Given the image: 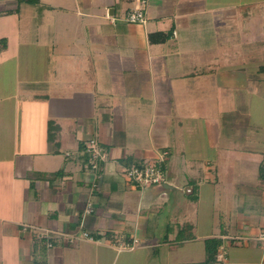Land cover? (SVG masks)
Returning a JSON list of instances; mask_svg holds the SVG:
<instances>
[{
    "label": "crops",
    "instance_id": "obj_1",
    "mask_svg": "<svg viewBox=\"0 0 264 264\" xmlns=\"http://www.w3.org/2000/svg\"><path fill=\"white\" fill-rule=\"evenodd\" d=\"M246 1L253 4L252 0ZM232 3H235L234 0L226 3L216 0H94L93 6L86 7L90 8L91 14L90 18H86L88 26H91L89 39L93 47L98 46L87 53L78 50L76 55H81L83 60H77L79 65L74 64L69 70L73 73V76L71 72L69 74L72 79H66L67 83L61 81L64 89L68 87L73 91L75 88L73 94L54 95L60 91L56 80H53L54 91L46 90L43 81L23 83L24 88L29 87L27 85L35 88V93L31 94L43 98L40 100L42 107L36 110L34 117L28 114L30 122L23 134L19 128L14 131L7 126L10 119L5 113L9 112V106L0 111V264H199L206 260V240L216 238L220 233L213 235L217 230L216 204L220 193L217 191V175H214L217 167L213 164L216 155L215 117L207 114L201 118L205 123L202 130L204 136L201 135L198 142L201 146L203 142L211 143L213 147L211 154L203 157L198 147L195 148L199 153L192 157L193 162L189 166L195 167V162H199L203 176L192 180L194 187L186 191L190 196L194 195V199L190 197L188 201L184 189L192 183L179 180L183 163L177 155V141L181 138H172L171 142L166 138V125L161 123L162 118L172 119L167 114L170 108L164 106L163 110L157 104H165L169 99L160 97L159 90L154 93L155 100H150L149 94L139 92L135 84L143 75L145 81H164L165 91L171 97H177L176 103H185L183 98L189 94L197 106L218 99L221 108L226 105L232 93L228 88L237 85L233 80L239 79L233 74L228 78L231 61L215 85L212 84L215 82L214 73L210 74L214 69L201 66L200 56L198 65L190 73L183 70L181 62L184 63L183 57L188 56L195 43L197 49L194 50L198 54L201 50H210L211 36L205 39L202 46L197 44L205 35L198 33L199 28L193 25H201L203 21L208 27L215 26V37L218 32L226 34L224 39L228 42H225V47L229 49L232 46L230 36H237L233 33L228 35V28L250 19L240 13L237 16H234L236 13L228 15V5ZM134 4L136 8L142 6L146 16L141 33L138 31L142 28L137 23L123 17L133 9ZM106 15L111 18L105 23ZM96 18L98 20L94 22ZM105 28L109 30L105 31ZM100 42L111 46L110 51L100 49ZM50 51L48 66L54 79H57L55 57L61 55L62 50ZM93 51L100 55L97 61L90 59ZM105 53L109 59L107 70L115 73L122 71L121 76L118 79L113 75L112 80H103L100 84V77L95 79L94 75L90 82L92 78L88 80L87 73L96 74L105 70L101 62ZM228 55L233 54L229 52ZM9 61L12 59L6 60V65ZM13 61V72H16V59ZM192 62L196 60L193 58L190 64ZM80 64L83 65L82 74L75 72ZM252 68L244 67L242 70L241 89L249 90L251 77L247 75L248 70L256 71ZM203 77L207 78L204 80ZM258 79L264 83V73ZM258 79L253 80L257 82ZM3 83L9 82L0 81V94L8 92ZM123 93L131 98L121 104L119 95ZM52 95L55 97L51 98ZM25 96L30 97L29 93ZM138 96L141 102L152 105V111L156 108V113H159V118L155 116L160 120L157 129L155 126L154 130L153 124L148 129L145 127L148 121L144 114L135 119L139 106L131 103ZM254 98L256 101L259 94ZM63 99L66 102L71 100L74 112L59 106ZM237 99L239 103L241 100ZM230 106L231 113H234L237 105ZM25 113L16 114L14 120L18 115L21 119ZM199 113L190 112L187 118L182 119L197 120ZM134 120L140 121L137 123ZM132 121L139 128L128 126ZM178 125L173 122L171 129ZM252 125L258 127L262 124L253 121ZM191 126V129L200 132V128ZM174 131L175 128L170 133L174 135ZM146 136L149 142L144 145L138 138ZM152 136H155L153 141ZM91 138L98 139L99 147L106 155L104 160L99 161L97 169L92 168L94 158L87 150V140ZM198 142L195 141L196 144ZM163 152H168V156L160 162L159 156ZM254 152H262V148ZM253 158L260 164L264 163L258 155ZM154 160L170 177L163 186H138L121 173L134 162L146 164ZM205 177L214 182L208 189L205 186L209 184L204 185ZM262 182L261 188L256 191L257 202L250 197L246 208L240 211L243 214L241 221L230 225V229L233 228L230 238L229 231L221 230L222 246L227 253L222 264H264V240L259 238L260 233H264V179ZM191 201L196 204L193 207L197 210V220L193 219L195 214ZM206 203L207 207L204 206ZM89 205L93 211L87 214ZM217 209L221 211L218 206ZM221 212L228 216V211L226 214L223 210ZM84 231L96 240L83 238ZM39 232L48 233L50 237L39 240L36 237ZM237 232L245 238L237 241ZM230 239L232 243L236 240L234 247L228 242Z\"/></svg>",
    "mask_w": 264,
    "mask_h": 264
},
{
    "label": "rangeland",
    "instance_id": "obj_2",
    "mask_svg": "<svg viewBox=\"0 0 264 264\" xmlns=\"http://www.w3.org/2000/svg\"><path fill=\"white\" fill-rule=\"evenodd\" d=\"M216 1L221 3L228 2V0ZM234 2L235 3L228 5V15L236 13L234 16H237V13H240L242 16H249L250 19L246 23H238L236 26L228 28V35L233 33L237 36H230L229 42L232 46L229 49L228 46L225 47V42H228L224 39L226 34L218 32L215 37V26L211 25L208 27L203 21L201 25H193L194 27L199 28L198 33L203 36L205 35L202 39L198 38L199 40L197 41V44L199 43L198 46H202L205 39L208 36H211L210 44L208 45L210 50H201V53L198 54L195 52L197 49V45L195 43L188 56L185 55L183 57L184 63L181 62L183 70L186 73H190L194 71L195 66L198 65V56H200L201 66H204V68L207 69H214V71H210V74L214 73L213 77H215V82L213 81L212 84L215 85V83L218 82L219 77H223L225 69H227L226 67L231 61L230 66L232 67L228 68V78L229 75L233 74L234 76H238L239 79L233 80L234 83L236 81L237 85L228 88V91H231L232 93L231 98L228 99V103L226 105H222L221 108L220 100L218 99L215 102L208 100L203 105L197 106V104L190 99L192 97H190L189 94H186L183 98V102L185 103H176L177 97H171V95L165 91L167 87H165L164 81L158 79L156 81L152 80V82L145 81V77L143 75H140L135 84V88H138L139 92L146 91L147 94H149L150 100H155L154 93L157 94L159 90H161L160 97H168L169 99L165 102V104H157H159L160 107L162 106L163 110H165L164 106H168V108H170L167 109V114L168 118L172 119L164 120V118H162L163 123H161L166 125V138L169 142H171L170 139L172 138L176 139L178 136L181 138V140L178 139L179 142L177 141L179 146L177 148V155L183 163V167L179 170V180L192 183L184 189L185 191L188 188L194 187V179L198 180L199 177L203 176V169H201L199 162H195V167L189 166V164L193 162L192 157L197 155L199 152L202 157L204 155H210L213 147V145H210L211 143L203 142V145L201 146L198 142V140L202 137L201 135L204 136L202 130H204L203 127L205 126V123L201 118H204L207 114L213 118L215 117L213 124L215 135L214 140H216V151L214 152V155L215 153L216 155L213 164L217 167V170L216 168L214 169L217 174L214 172V175H217L216 181L217 184H219L217 185V191L220 193L218 194V201L216 204L215 220L217 222V230L213 233V235H216L220 231L218 237L216 236V238L220 239L222 243H224V239H222L223 230L224 232L225 230L229 231L228 237L230 238V235H232L230 230L233 229H230V225L234 226L236 223L241 221V216L243 214L240 211L246 208L248 199L253 197V199L255 198V202H257L256 197L258 192L256 191L261 188L263 183L262 180L264 179V176L260 177L261 169L259 167H261V162L258 163V161L253 158V156L258 155L259 158H262L261 161L264 159V88H262L264 83H261L258 79V77L264 73V54L260 55V53L264 52V0H252L253 4L247 3L246 0H242L241 2L240 0H234ZM93 3L94 0H40V3L36 5L26 3L18 5L17 2L14 1H0V61L2 67V69H0V81L9 82L8 84L3 83L4 89L5 87H8V92L5 91L0 94V111L2 108L9 106V112L7 111L5 113V115L8 116V119H10L8 121L9 124H7L9 129L15 131L19 128V131L23 134L25 128H28L27 125L30 122V120L27 119L28 114H30L31 117H34L36 110H39L42 107L40 100H43V98L38 97L35 94H31V92L35 90L33 86L30 87V85H27L29 87L24 88L23 83L26 81L30 83H34L36 81L40 83L39 81H43L46 90L49 89L54 91L55 87L53 86H55V84L53 80H56L58 82L57 87H59L58 89L60 91H57L56 94L52 92L54 95L70 96L73 94L75 88L73 91L72 88L68 87L64 89L65 87H62L63 82L61 83V81L65 80L64 83H67L66 79H72V77L69 78L70 72L72 73V71L69 70L72 69L74 64L79 65L77 60H83L81 55H76L78 50H84V52L87 53L98 46H92V40L89 39V36L91 35V26H88L89 23L86 20V18L91 17V14L89 13L90 8L86 7L93 6ZM133 8H136L135 4ZM96 10L98 9L96 8ZM87 15H89V17H87ZM123 17L126 19V14H123ZM106 18L107 19L104 20L105 23L109 22L108 19L111 17L106 15ZM93 20L95 22V20L97 21L98 19L96 18ZM258 22L259 24H257ZM137 25L140 28H144V24L142 23H137ZM143 28L141 30L139 29L138 32L141 33ZM105 29V31L109 30L108 28ZM247 44L249 47H246ZM99 48L103 50L106 48V50L110 51L109 48L112 47L108 46V44L100 42ZM50 49L51 51L52 49L56 51L62 50V54L55 57L56 67L58 69L57 79H54L50 72L52 69H49L48 66V51ZM63 50L65 51V54L63 53ZM51 51L50 53H52ZM229 52L233 55H228ZM88 57H90L89 54ZM85 58L86 57H84V59ZM98 58H100V55L97 53L94 54L93 51L90 59L97 61ZM193 58L196 62H192L190 64V61ZM11 59L12 61H9L8 65H6L5 61ZM13 59H16V72H13ZM108 60V56L105 53L101 61L102 65H105V70L103 71L102 69V71H99L96 74L93 72L87 73L88 80L92 78L90 82L93 81L94 75L95 79L100 77L98 80L100 84L103 83V80H112L113 75H116L119 79L122 71H118V73L108 71L106 67L109 65ZM50 61H52V59H50ZM3 66L6 68H3ZM88 66L90 67V65ZM252 66H255L254 68H256V71L248 70L247 75L251 77L249 90L241 89L239 87V83L243 80L242 70L244 67L248 69L249 67L252 68ZM81 67H83L81 64L80 67H76L75 72L82 74ZM260 71L261 73H259ZM71 75L73 76V73ZM48 76L52 77L48 78ZM206 78L207 77H203L204 80ZM254 78H257L258 81H254ZM45 88L43 86V89ZM171 91L173 92L174 89H171ZM25 93H27V95L29 93L30 97H26ZM94 93L96 95V92ZM257 93L259 94V98L254 101L253 98L257 96ZM125 94L126 93L119 95L121 104L125 102V99L127 100L131 98V96H125ZM54 95H52L51 98H53ZM237 97L241 100L239 103H237ZM135 98L136 100L131 103H137V107L139 106L135 119L141 118L140 114H144L148 121L145 127L148 129L153 124L154 130L155 126L157 129V126L160 125L158 124L160 120L157 119V117L159 118V113H156V108L152 111V105L150 103H144V101L141 102L139 96L138 98ZM232 100L235 103H233ZM15 103H17V105ZM232 104L237 105L234 113H231L230 110V105ZM54 106L55 105H53V107ZM59 106L62 109L74 112L71 100L66 102V100L63 99V103ZM23 111L26 112L25 115H22L21 119L19 118L20 115H18L17 119L15 118L14 120L15 115ZM193 111H200L199 119H182L183 117L187 118L189 113H192ZM138 121L140 120H134V122L137 123ZM253 121L262 125L253 127ZM173 122H175V125L182 123V125L174 127V135L170 133V130L174 129H171ZM128 124H131L128 126H132L133 128H139L133 123V121ZM191 124H193L195 128H200V132L194 128L191 129ZM154 138L155 136H152V141ZM90 140H87L88 144H90ZM96 140L98 142V139ZM138 140L144 145L149 142L147 136L146 138H138ZM195 141L198 143L196 144ZM151 144H153V142ZM196 147H198L199 152L195 150ZM260 148H262V152H254ZM182 153L183 155H181ZM164 175L166 180L170 179L168 172L165 169ZM203 180L204 185L206 183L209 184L208 186H205L206 189L210 188L209 186L214 185V182L206 179V177ZM185 191V197L187 196L188 201L190 200V197L194 199V195L190 196L189 193ZM196 193L198 194V191ZM239 197H241V199ZM190 205L192 206L191 209L195 214L193 219L197 220V210L193 207L196 204L191 201ZM207 205L208 203L204 206L207 207ZM217 206L221 209V211L223 210L225 214L228 211V216L225 217L224 214L217 209ZM226 207H228V210ZM226 223L228 227H226ZM236 235L238 236L237 241L241 240L239 238H245V236L241 233L237 232ZM234 236L235 235H233V237ZM228 242L233 245V243H236V240L232 243L230 239ZM209 244L210 249H212L213 244H211V240ZM231 247H234V245ZM207 257L208 254L206 251V259ZM225 261L226 260L222 262L224 263ZM204 263L205 261L201 262V264Z\"/></svg>",
    "mask_w": 264,
    "mask_h": 264
},
{
    "label": "built area",
    "instance_id": "obj_3",
    "mask_svg": "<svg viewBox=\"0 0 264 264\" xmlns=\"http://www.w3.org/2000/svg\"><path fill=\"white\" fill-rule=\"evenodd\" d=\"M128 21L133 23H145L146 22V16L144 13V10L142 6L133 8L130 10L127 14ZM88 152L91 153L94 160L92 162V168L97 169L99 168V161H102L105 159L106 155L102 152L101 148L99 147V143L96 139L90 140V144L87 146ZM167 152H163L159 156V161L162 162L166 159ZM122 175L127 178L128 180L134 181L136 185L138 186H163L166 182L164 170L162 169V166L159 164H156V162L153 163H146V164H140L137 162H134L130 164L129 166L125 167L121 171ZM93 211V207L89 205L86 209V213L90 214ZM36 237L39 240L48 239L50 236L48 233L45 232H39L36 233ZM82 237L89 239L91 241L96 240L94 236H92L89 232L84 231L82 233ZM260 239L264 240V233H260L259 236ZM50 245H52L51 242H49ZM226 250L225 247L220 248V252L218 254V262H222L226 260Z\"/></svg>",
    "mask_w": 264,
    "mask_h": 264
},
{
    "label": "trees",
    "instance_id": "obj_4",
    "mask_svg": "<svg viewBox=\"0 0 264 264\" xmlns=\"http://www.w3.org/2000/svg\"><path fill=\"white\" fill-rule=\"evenodd\" d=\"M0 1H5V0H0ZM6 1L17 2L18 5H22L24 3L30 4V5H36V4L40 3V0H6ZM167 155H168V152H167ZM260 169H261L260 177H262V176H264V165L261 164ZM210 240H211V244H213L212 249H210V247H209ZM212 240H213V242H212ZM222 244H223L222 241L218 238H210V239L206 240V251H207L208 257L205 260L204 264H213L215 262H217L219 264L223 263V262H218V260H217V258H218L217 256L220 252V248H221ZM199 264H201V263H199Z\"/></svg>",
    "mask_w": 264,
    "mask_h": 264
}]
</instances>
